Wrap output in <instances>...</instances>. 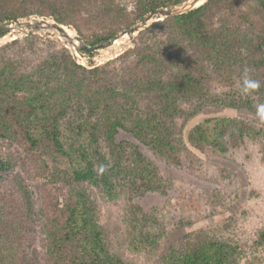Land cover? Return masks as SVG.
<instances>
[{
  "label": "trees",
  "instance_id": "1",
  "mask_svg": "<svg viewBox=\"0 0 264 264\" xmlns=\"http://www.w3.org/2000/svg\"><path fill=\"white\" fill-rule=\"evenodd\" d=\"M186 1L137 0L129 11L118 0H0V25L48 16L93 45ZM32 47L0 50V264H127L111 252L100 204L118 196L126 179L132 186L142 181L145 193L163 188L149 175L156 169L141 167L139 147L118 142L123 134L174 165L180 164L179 119L187 124L186 145L198 153L227 152L246 136L264 143V128L256 125V106L264 103V0H208L154 23L105 65L83 66L65 46ZM245 67L261 82L257 92H211V83L240 87ZM191 98L199 105L185 112L179 103ZM212 105L255 117L198 120ZM102 142L114 148L104 153ZM5 146L39 182L37 206L25 180L13 177L15 157ZM35 214L42 237L34 262ZM241 255L235 241L198 232L169 244L157 264H243Z\"/></svg>",
  "mask_w": 264,
  "mask_h": 264
},
{
  "label": "rangeland",
  "instance_id": "2",
  "mask_svg": "<svg viewBox=\"0 0 264 264\" xmlns=\"http://www.w3.org/2000/svg\"><path fill=\"white\" fill-rule=\"evenodd\" d=\"M118 1L129 11L134 10L137 2ZM27 18L54 20L40 15L20 19L26 21ZM66 27L77 34L75 30ZM2 37L3 35L0 39ZM6 46H37L32 48L43 51H48L49 47L65 46L71 52L67 42L53 31L30 36L15 32L11 39L0 45V50ZM132 48L133 46L129 47L125 52ZM78 54L82 59L96 58L95 61L77 60L86 67L90 64L105 65L120 56L101 60V54ZM211 87L213 94L232 95L240 89L238 86L222 87L218 83H211ZM197 101V98H191L181 101L179 105L185 112H192L199 105ZM217 106L205 108L204 115H200L198 120L213 115L255 117L254 113L248 110L241 113L233 109L222 110ZM184 122L183 119L178 122L176 145L179 150V165L167 163L129 134L118 138V142H130L129 148L133 145L139 147L145 158L141 167L146 168V165L150 164L156 169L155 176L152 173L149 175L161 184L163 191L145 193L143 188H140L142 181L132 186L126 179L127 184L122 186V189L119 187L118 196L100 204L101 222L111 252L124 257L127 264H157V257L169 244L180 245L187 236L205 232L217 238L235 241L242 253L243 264H264V238H260L264 232V143L261 137L246 136L239 146L230 147L224 153L215 150L198 153L186 145L187 127H182V124H187ZM256 125L258 128H264V122L258 121ZM101 146L104 153L114 148L103 142ZM3 151L15 157L13 177L25 180L28 189L33 193L34 205L37 206L36 189L39 182L33 180L19 161V155L10 146H5ZM127 164L132 166L129 162ZM33 226L30 251L35 262L40 256L39 242L42 237L36 214L33 215Z\"/></svg>",
  "mask_w": 264,
  "mask_h": 264
},
{
  "label": "water",
  "instance_id": "3",
  "mask_svg": "<svg viewBox=\"0 0 264 264\" xmlns=\"http://www.w3.org/2000/svg\"><path fill=\"white\" fill-rule=\"evenodd\" d=\"M208 0H188L181 5H176L172 7L162 8L149 13L144 18L137 21L134 25L121 31L116 37L108 40L106 42H101L99 44L89 45L85 43L77 34L73 33V36L69 34V29L55 20L51 19H31L27 18L26 21H21L22 19H11L0 27V45L3 42L8 41L14 35L15 32H20V34L30 36L34 34H40L41 32L53 31L57 32L58 35L63 38L69 48L74 58L83 61H95L96 58L89 57L82 59L78 52L83 51L91 54H101L102 59H108L110 57H118L124 53L129 47H134L135 37L145 29L152 26L154 23L163 21L166 18L173 17L176 15L184 14L189 12L201 5H203ZM28 20V21H27ZM6 34V35H5ZM127 36V40L116 44V42ZM74 43H77L74 45Z\"/></svg>",
  "mask_w": 264,
  "mask_h": 264
},
{
  "label": "clouds",
  "instance_id": "4",
  "mask_svg": "<svg viewBox=\"0 0 264 264\" xmlns=\"http://www.w3.org/2000/svg\"><path fill=\"white\" fill-rule=\"evenodd\" d=\"M261 87V82L257 79L252 78L250 75V69L245 67L241 76V94L252 95L253 93L257 92V90H259ZM256 115L261 122H264V103L256 106Z\"/></svg>",
  "mask_w": 264,
  "mask_h": 264
},
{
  "label": "bare ground",
  "instance_id": "5",
  "mask_svg": "<svg viewBox=\"0 0 264 264\" xmlns=\"http://www.w3.org/2000/svg\"><path fill=\"white\" fill-rule=\"evenodd\" d=\"M69 34H70L71 36H73V33H72L71 31H69ZM126 40H127V36L124 37V38H122L121 40L117 41L116 44H119L120 42H123V41H126ZM76 44H77V43H74V45H76Z\"/></svg>",
  "mask_w": 264,
  "mask_h": 264
}]
</instances>
